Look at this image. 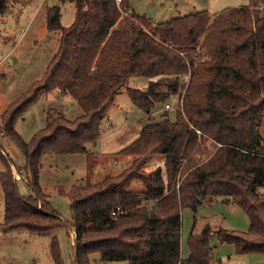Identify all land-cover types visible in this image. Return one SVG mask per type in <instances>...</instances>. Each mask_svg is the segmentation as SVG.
I'll return each mask as SVG.
<instances>
[{
    "label": "trees",
    "instance_id": "obj_1",
    "mask_svg": "<svg viewBox=\"0 0 264 264\" xmlns=\"http://www.w3.org/2000/svg\"><path fill=\"white\" fill-rule=\"evenodd\" d=\"M15 1L0 0V14ZM59 1L74 2L72 22L63 26L60 7H48L46 26L59 32L57 47L40 80L13 98L0 116L4 134L24 156L17 171L31 190L21 193L12 163L0 150L2 231L41 233L63 224L40 200L41 156L84 153L85 181L67 192L73 264H91L92 253L102 262L210 264L214 237L234 244L236 253L264 257V0L156 23L132 11L124 14L115 0ZM130 76L147 78L143 89L126 87L143 113L149 115L170 96H179V107L173 116L164 110L147 119L117 151L132 156L129 164L92 182L94 158L86 144L98 139L99 120ZM53 89L69 94L80 111L69 118L49 109L44 125L23 139L15 122ZM155 154L162 156V165L146 171L147 158ZM134 180L141 184L137 189H132ZM218 195L243 209L248 229H214L206 223L188 233L187 254L182 255L181 208L195 211ZM51 253L61 264L55 237Z\"/></svg>",
    "mask_w": 264,
    "mask_h": 264
},
{
    "label": "rangeland",
    "instance_id": "obj_2",
    "mask_svg": "<svg viewBox=\"0 0 264 264\" xmlns=\"http://www.w3.org/2000/svg\"><path fill=\"white\" fill-rule=\"evenodd\" d=\"M248 2L249 0H129V5L136 14L156 23L198 10L215 13L226 7ZM52 5L60 7V23L68 26L75 12L74 2L71 1L16 0L13 6L0 14V116L13 98L42 76L57 47L59 32L46 26L47 9ZM129 5L121 6L127 15L133 12ZM187 77L188 75L181 81H186ZM146 80L143 76L128 78L127 84L115 94L106 113L99 120L98 139L86 144L90 156L94 158L89 177L92 182L100 180L105 173L118 172L129 164L132 156L118 154L117 151L138 135L147 119L157 118L164 110H168L170 116H173L176 107H179L180 98L176 95L156 103L153 114L143 113L132 103L126 87L143 89L147 85ZM166 103L169 104L168 108L165 107ZM49 109L59 110L69 118L75 117L80 111L69 94L53 89L42 93L26 108L15 122V130L23 139L29 140L44 125L46 111ZM260 132L264 139V120ZM0 150L12 163L13 175L17 178L21 193L31 192L17 171L24 164V156L17 145L7 138L1 126ZM87 160L84 153L42 154L38 181L44 196L40 200L44 201V207L53 209L60 215L63 224L41 233L24 228L10 231H2L0 228V264H55L51 253L52 237H55L59 247L60 263L73 264L74 231L69 224L71 209L67 192L74 184L85 181ZM159 164L162 165V156L155 154L147 158L143 168L148 171ZM2 167L0 160V170ZM131 186L132 189H137L141 184L134 180ZM3 198L0 187V221L3 219ZM227 198L224 195L213 196L199 204L195 211L190 207L181 208L182 255L187 254L188 233L192 229L199 231L206 223L214 229L220 226L234 231L248 229L249 219L243 209ZM211 252L210 264H259L264 258L260 252L236 253L234 244L219 242L215 237ZM90 261L91 264H126L123 260L102 262L98 253H92Z\"/></svg>",
    "mask_w": 264,
    "mask_h": 264
},
{
    "label": "built area",
    "instance_id": "obj_3",
    "mask_svg": "<svg viewBox=\"0 0 264 264\" xmlns=\"http://www.w3.org/2000/svg\"><path fill=\"white\" fill-rule=\"evenodd\" d=\"M116 3L118 4V5H120V7L122 6L120 3H121V0H116ZM121 10H122V12L125 14L126 13V11H124L122 8H121ZM165 107L166 108H168L169 107V104L168 103H166L165 104ZM113 214H114V211H113Z\"/></svg>",
    "mask_w": 264,
    "mask_h": 264
},
{
    "label": "crops",
    "instance_id": "obj_4",
    "mask_svg": "<svg viewBox=\"0 0 264 264\" xmlns=\"http://www.w3.org/2000/svg\"><path fill=\"white\" fill-rule=\"evenodd\" d=\"M128 5H129V3H128ZM129 8H130V10H133L131 7H130V5H129ZM133 12H134V10H133ZM152 114H153V112H152ZM127 264V263H126Z\"/></svg>",
    "mask_w": 264,
    "mask_h": 264
},
{
    "label": "water",
    "instance_id": "obj_5",
    "mask_svg": "<svg viewBox=\"0 0 264 264\" xmlns=\"http://www.w3.org/2000/svg\"><path fill=\"white\" fill-rule=\"evenodd\" d=\"M216 244V243H215Z\"/></svg>",
    "mask_w": 264,
    "mask_h": 264
}]
</instances>
